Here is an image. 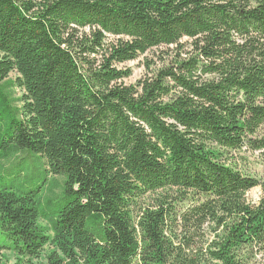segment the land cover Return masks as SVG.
Returning a JSON list of instances; mask_svg holds the SVG:
<instances>
[{
  "label": "trees",
  "instance_id": "trees-1",
  "mask_svg": "<svg viewBox=\"0 0 264 264\" xmlns=\"http://www.w3.org/2000/svg\"><path fill=\"white\" fill-rule=\"evenodd\" d=\"M232 152L264 158V0H0V264H264Z\"/></svg>",
  "mask_w": 264,
  "mask_h": 264
},
{
  "label": "rangeland",
  "instance_id": "rangeland-1",
  "mask_svg": "<svg viewBox=\"0 0 264 264\" xmlns=\"http://www.w3.org/2000/svg\"><path fill=\"white\" fill-rule=\"evenodd\" d=\"M168 48H166L165 46H161L158 48H153L151 50H148L146 53H144L143 55H140L139 57H137L134 60H130L127 62H124L122 64H119L118 67H121L123 69H129L130 70V75L127 78H124L122 81L123 83L129 85V84H134L136 83V81L142 77L146 71L145 69V63L147 62V60H152V61H156L157 62V58L158 56H160L162 54V52L167 50ZM10 78H14L15 77V73L12 72L9 74ZM16 94H20V90L16 89ZM233 155V161L237 164V166L241 169H243L246 173H249L251 175H256L257 177H262L264 176V158L262 156H260L259 152H232ZM23 156L22 153L17 154V157H21ZM17 158L14 156L12 158H10L9 160H4L1 162V167L3 169H10L13 166V162L16 160ZM37 166L28 169V171H25L24 174L27 173H31V171L37 173L38 168H40V166L38 165V163H36ZM27 172V173H26ZM40 179V176H37ZM53 178L52 175H49L47 177V182L51 181ZM58 182L61 181L60 177H56L55 178ZM55 192H58V189H53ZM169 193H172L173 190H168ZM43 199L46 198L47 195L50 194V191L48 190V188H45L43 190ZM165 194L164 192L161 191H157L154 193H149L147 195H145L144 197L141 198L140 200V204L142 206H150L154 204L155 198H157L158 196H160ZM261 194V190L259 187H254L251 190H249L246 193V199L248 202L250 203H257V201L259 200ZM138 212V211H137ZM135 212V213H137ZM39 224L42 225L47 233H51V222L47 219H43L40 218L39 219ZM52 250V246L51 245H46L42 251V254L39 258L35 259L34 262H37V264H49L48 260H47V255L48 253ZM7 256H9V264H13L15 263V259L13 257V255L10 252H4Z\"/></svg>",
  "mask_w": 264,
  "mask_h": 264
}]
</instances>
